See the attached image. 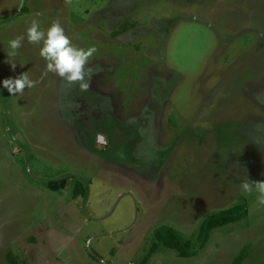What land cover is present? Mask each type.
I'll use <instances>...</instances> for the list:
<instances>
[{
  "label": "rangeland",
  "instance_id": "obj_1",
  "mask_svg": "<svg viewBox=\"0 0 264 264\" xmlns=\"http://www.w3.org/2000/svg\"><path fill=\"white\" fill-rule=\"evenodd\" d=\"M22 3L0 0V264H139L163 226L197 252L148 264H233L244 248L264 264V205L239 187L264 180V0ZM32 19L96 47L88 91L45 74ZM24 72L38 83L10 95ZM237 204L247 215L200 248L205 219Z\"/></svg>",
  "mask_w": 264,
  "mask_h": 264
},
{
  "label": "clouds",
  "instance_id": "obj_2",
  "mask_svg": "<svg viewBox=\"0 0 264 264\" xmlns=\"http://www.w3.org/2000/svg\"><path fill=\"white\" fill-rule=\"evenodd\" d=\"M70 2L66 0V3ZM26 35L30 44L39 45L42 42L39 55L46 61L45 74L53 73L68 87L75 85L82 92L89 90L92 76L97 72L89 64L90 58L97 52L95 46L85 49L74 45L62 24L55 20L46 30H41L39 22L32 19ZM24 39L23 35L17 36L9 41V46L15 51L23 46ZM11 67L15 69L16 65L11 63ZM2 83L10 95L16 96L23 95L26 88H34L38 81L29 79L27 72H24L15 78L4 79ZM239 187L243 193H258L257 201L264 205V180L246 178Z\"/></svg>",
  "mask_w": 264,
  "mask_h": 264
},
{
  "label": "trees",
  "instance_id": "obj_3",
  "mask_svg": "<svg viewBox=\"0 0 264 264\" xmlns=\"http://www.w3.org/2000/svg\"><path fill=\"white\" fill-rule=\"evenodd\" d=\"M121 23L114 33L117 35L123 34L129 30L128 26H123ZM134 28V27H133ZM71 181L68 178L54 180L48 182V187L52 190H64L70 187ZM73 197L80 196L86 197L88 188L81 182L76 181L73 189ZM247 215L246 204H237L231 208L221 210L205 219L200 227L198 240L200 242V248H203L209 240L210 234L218 229L235 222H238ZM167 248L174 250L182 258L192 257L196 254L197 250L194 244L190 240H186L182 235L173 228L160 227L154 232V241L149 249L148 255L139 264H148L153 255L158 253L159 249ZM247 248H244L241 254L235 259L233 264H242L246 258ZM8 264H20L19 260L14 253L8 252L6 255Z\"/></svg>",
  "mask_w": 264,
  "mask_h": 264
},
{
  "label": "flooded vegetation",
  "instance_id": "obj_4",
  "mask_svg": "<svg viewBox=\"0 0 264 264\" xmlns=\"http://www.w3.org/2000/svg\"><path fill=\"white\" fill-rule=\"evenodd\" d=\"M129 31V30H128Z\"/></svg>",
  "mask_w": 264,
  "mask_h": 264
}]
</instances>
